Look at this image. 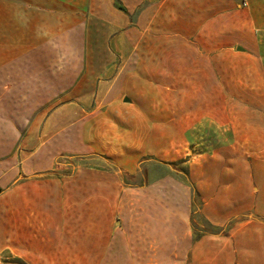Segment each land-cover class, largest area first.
<instances>
[{
    "label": "rangeland",
    "instance_id": "374dc122",
    "mask_svg": "<svg viewBox=\"0 0 264 264\" xmlns=\"http://www.w3.org/2000/svg\"><path fill=\"white\" fill-rule=\"evenodd\" d=\"M60 1L68 97L1 189L0 264H264V0Z\"/></svg>",
    "mask_w": 264,
    "mask_h": 264
},
{
    "label": "crops",
    "instance_id": "0c3cea01",
    "mask_svg": "<svg viewBox=\"0 0 264 264\" xmlns=\"http://www.w3.org/2000/svg\"><path fill=\"white\" fill-rule=\"evenodd\" d=\"M67 15L60 0H0L1 189L25 171L18 152L33 128L68 97Z\"/></svg>",
    "mask_w": 264,
    "mask_h": 264
},
{
    "label": "water",
    "instance_id": "95a60500",
    "mask_svg": "<svg viewBox=\"0 0 264 264\" xmlns=\"http://www.w3.org/2000/svg\"><path fill=\"white\" fill-rule=\"evenodd\" d=\"M237 49L238 50H242V47H238ZM124 101H130V99L129 98H124Z\"/></svg>",
    "mask_w": 264,
    "mask_h": 264
},
{
    "label": "trees",
    "instance_id": "16d2710c",
    "mask_svg": "<svg viewBox=\"0 0 264 264\" xmlns=\"http://www.w3.org/2000/svg\"><path fill=\"white\" fill-rule=\"evenodd\" d=\"M0 192H1V188H0Z\"/></svg>",
    "mask_w": 264,
    "mask_h": 264
}]
</instances>
